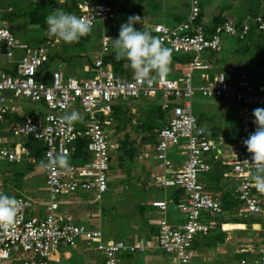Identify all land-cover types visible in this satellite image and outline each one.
Segmentation results:
<instances>
[{"label":"built area","instance_id":"built-area-1","mask_svg":"<svg viewBox=\"0 0 264 264\" xmlns=\"http://www.w3.org/2000/svg\"><path fill=\"white\" fill-rule=\"evenodd\" d=\"M199 3V0H189L185 18L175 25L157 23L152 26V32L172 52L198 54L203 50H217L222 34L245 40L252 28L264 30V16L260 13L241 20L226 15L208 34L198 20ZM78 6L77 15L87 19L92 26L112 17V6L103 0H82ZM4 10L9 11L11 7ZM1 13L0 8V55L7 59L10 70L0 69V161L26 162L32 166L39 162L48 198L9 194L19 201V211L12 225L0 224V264L15 259L19 251H28L34 256L17 258L11 264H49L47 258L62 244L74 246L80 239L90 249L93 247L101 253L102 264H120L123 255L150 250L168 254L175 264H192L197 254L192 247L193 239L212 228L205 215L222 212L219 199L206 189L201 179V175L211 168L210 159L221 160L229 166L230 173L236 175L234 195L241 201V211L259 216L264 222V204L253 192L251 153L242 142L252 132L251 108L262 104L264 95L249 83L245 73H239L232 82L223 73L212 77L202 73L204 82L195 86L193 70L207 68V64L195 57L179 66L181 76L177 79L166 76L137 83L133 76L120 75L111 66L103 68V54L110 46L109 37L103 35L100 50L92 61L94 74L79 78L66 75L62 69H54L49 78L42 80L37 76L50 61L49 40L36 45L20 41L1 19ZM196 92L238 104L239 131L230 144L221 137L208 135L198 125L192 110ZM140 96L161 98V108L169 112L150 148L153 158L163 169L162 173L153 175V181L158 187L183 191L177 202L172 198L157 199L150 205L162 211L172 206L183 214V219L180 223H171L164 216L156 217L149 220L156 227L150 235L130 240H105L100 229L76 222L66 204L72 200V195L81 192H89L92 200L97 201L107 191L113 146L108 130L112 106L118 101ZM17 98H28L43 106L46 112L22 115L21 119H14L3 127L5 115L19 110ZM75 108L83 110V119L68 124L63 116ZM16 135L23 139L16 141ZM181 138L185 139L184 143ZM29 139L41 143V159L32 154L27 144ZM79 140H83L82 147L88 155L86 160L71 162L67 168L46 167L48 159L56 153L66 152L69 158H74ZM173 147L183 150L182 161L175 159L176 150L171 152ZM3 186L0 177V192H3ZM39 207L43 209L38 211ZM242 250L249 251L240 248ZM255 255L253 259L242 257L240 264H248L249 259L252 264H264V237Z\"/></svg>","mask_w":264,"mask_h":264},{"label":"rangeland","instance_id":"rangeland-1","mask_svg":"<svg viewBox=\"0 0 264 264\" xmlns=\"http://www.w3.org/2000/svg\"><path fill=\"white\" fill-rule=\"evenodd\" d=\"M13 2L14 0H7V2ZM22 2H31V0H18ZM70 0H58V2L63 3L66 2V4H69ZM152 0H107L108 3H111L112 5V17L107 22V25L114 26L116 30L119 31L120 24L125 22L130 15H137L140 16L141 11H146L147 7H149V2ZM225 0H201V3L204 5L203 13L204 15H208L209 13L213 14L216 9V4L223 3ZM259 5H256L254 0H250L249 3L252 7L253 12L248 10L247 8H244V2L246 0H242V3L238 2L236 5H234V8H232L229 12L230 15L238 19L239 17V11L240 14L247 12L244 16L250 15L253 16L256 14V12L264 14V0H259ZM47 2H50V0H47ZM168 2V1H167ZM169 3H174L180 10L185 9L188 10L189 4L186 0H169ZM249 5V6H250ZM52 4L47 5V13L51 12L55 8H51ZM55 7L61 9L59 6L54 5ZM230 9V8H229ZM65 10V9H64ZM182 11V10H181ZM233 14V15H232ZM161 21V18H159ZM22 22H25L22 20ZM19 25H22L19 22ZM101 25L97 23L95 27H92V31L88 34L90 36V42L94 41L95 38L98 36L101 37ZM108 27V26H105ZM134 27H136V23L134 24ZM22 32L18 33V38L21 39V41L28 42L29 44L36 45L38 41H33L32 38H35L36 36L39 37L41 35L47 36L50 44L47 45V48L49 51H54L57 49L58 51L62 50V46L68 45L70 43H65L62 40L58 41L57 38L50 36L47 32V25L45 27L40 26H31V24H24L22 28ZM118 31L115 32V34H108L109 36V42L112 49V41L110 38H116L118 36ZM31 33H35V35H30ZM255 31V38L254 40L258 39L259 41L262 40V34L261 32ZM154 35V34H152ZM34 36V37H32ZM98 37V39H99ZM42 43H45L42 41ZM55 44V45H54ZM96 45V44H94ZM53 46H56L57 48H54ZM63 46V47H64ZM221 49L217 51L214 54V57H217V60L213 64V69L215 71H224L227 72L228 69L226 67V64L233 63L237 64L240 67V70H244L248 76L249 81L252 85L255 86L257 91H259L261 94L264 95V48L261 50L254 48V45H249L248 43H245L243 40H238L237 38L230 36V35H222L221 36ZM78 47H70L69 49H66V52H71L73 55L79 51H77ZM171 51L172 55V61L170 64V72L167 74L170 78H179L181 76V70L179 68L180 64L177 61V58L174 57L175 54ZM211 52L203 51L199 54V57L205 61L209 60V56L211 55ZM72 58H68L67 54L64 57V59L59 58H53L49 63H46L43 68L40 70L37 78L46 80L50 77L51 72L54 69H63L68 71L67 69H71L72 71H76V76L79 78H85L89 77L92 74H94V71L89 70L85 71L82 69V64L87 63L90 59L92 60L94 57V52H90L88 55H76ZM9 62L6 58L0 56V68H6L9 66ZM238 67V68H239ZM238 71V70H237ZM193 80L194 82L199 85L203 81H200L199 74L197 75L196 71H194ZM232 79L233 76H230ZM233 80V79H232ZM141 98H131L128 101L125 102L126 104V114L128 116V122L124 126V128L116 130L114 127H109V141L113 144L112 148L110 149L112 159L110 163V182H109V188L107 189V192L103 194L101 199L94 201L92 200L91 203H84L77 202L75 204L76 206V213L77 217L80 220L84 221H90L93 220L95 211L98 210L100 213L98 216H101L104 214L103 220L99 218L100 220V226L102 228V231L109 234V237L113 239L120 238L116 234L118 231H128V228L132 225L134 219L137 220V207L141 206L142 201L145 200H151L153 198H166L169 192V188L163 189L158 188V186L154 183L153 178L148 173H143L144 166L148 164V168L150 169V172L152 174H158L162 173V168H157V165L154 164V162L157 163V160L153 158L151 152L150 155L144 156V153L148 151V147H150L151 143L148 141H144L147 136L150 134L144 133V129L140 127V124L142 123V118L144 114L143 104L140 100ZM161 102V98H158ZM159 102V103H160ZM16 103L22 107V113L17 115L21 117L22 115H29L30 109H37L39 115H43V113L46 112V109L39 105L38 103H33L29 99L26 98H17ZM257 107H264V104L261 105H255L253 108H251V113L253 109ZM192 109L193 114L197 117L200 115L201 112L205 113V115L209 116L208 120H213L215 116L220 115L219 117H216L217 119H221L223 121V124L225 127H228L227 129L229 131H235L237 132V123H236V111H237V103L230 102L223 99H218L215 97L212 98H205L199 95L198 92L193 96L192 98ZM73 110L78 111L81 116L84 114L83 110L81 108H75ZM71 110V111H73ZM13 120L12 116H9V122ZM9 122L5 121V125H9ZM209 122V121H208ZM255 128V125L253 126V129ZM127 136V139L129 142H131V147L133 150H135L134 156L131 158L130 163L127 162L126 158H120L122 154V150L118 149V147L121 144V140ZM16 141H20L23 139V136L16 135L15 137ZM181 143L185 142V139H180ZM148 148V149H147ZM183 152L182 149L177 150L176 156L177 158L181 157V153ZM125 156V155H124ZM75 162L72 160V158H69V163ZM154 164V165H153ZM41 166L39 162L35 164V166H29L28 163H9L6 160L0 161V177L3 178L5 181H7L6 185L2 187V191L6 194H12V195H31V197H38L47 199L48 198V190L47 186L45 185L44 178L42 177L41 172ZM18 172H21L23 175L22 177H18ZM144 175V176H143ZM146 175V180H148L147 187L144 185L142 186L139 183V178L143 181ZM19 180V181H18ZM126 184V185H125ZM10 190V191H9ZM27 193V194H26ZM95 209H94V208ZM43 207H39L38 211H41ZM168 215H171L170 213H167ZM181 214V213H180ZM179 214V215H180ZM182 215V214H181ZM143 220H146V216H143ZM227 228H232L231 224H228ZM115 231V232H114ZM234 230H231V233ZM235 232V231H234ZM249 235H253V230H248ZM233 239L230 238L229 241H232L234 243L235 236ZM201 239V237L199 238ZM225 242V240H224ZM223 242V243H224ZM221 243H218L213 246L214 251H219L218 245ZM82 243H79L75 248H68L70 251V256L67 258L58 256L56 252L52 253L48 258V262L50 264H100V258L101 254L97 251L88 250L82 246ZM207 245V242H206ZM200 247H203V245H200ZM204 248V247H203ZM224 248V247H223ZM225 249V248H224ZM199 254H201V250L198 251ZM148 253H137L134 254L133 258L135 260H139L141 262V259L145 260V256H147ZM34 254L31 252H23L19 251L15 257V259H23L32 257ZM164 261L160 264H174L170 259L169 255L166 253L162 254ZM170 258V259H169ZM15 259H9L5 260L4 264H11L15 262ZM220 259H217L215 264H221V262L218 263ZM194 261V260H193ZM206 260L203 261V264H206ZM150 264H153L152 262ZM158 264V263H155ZM197 264V263H196ZM200 264H202L200 262ZM224 264H239V259L235 258V255L229 256L227 258V261Z\"/></svg>","mask_w":264,"mask_h":264},{"label":"crops","instance_id":"crops-1","mask_svg":"<svg viewBox=\"0 0 264 264\" xmlns=\"http://www.w3.org/2000/svg\"><path fill=\"white\" fill-rule=\"evenodd\" d=\"M238 2L242 3V0H225L223 3H219V4L217 3L215 5L216 9H215L213 14L217 15V14L222 13L223 15H230L231 13L229 11L232 8H234V5H236ZM248 2H249V0H246V2H244V4H243L244 8L243 9L248 7L247 6ZM181 10L174 3H169V0H152V1L149 2V7H147V10L145 12L144 11L140 12V16H139L140 20H139V22L136 23V27L138 28V30L139 29H143V30H148L149 29L150 30V26L154 22H162V23H165V24H168V25H175L178 22H180L182 19L185 18V15H186V13L188 11V10L186 11L185 9H181ZM238 12H239V16H236V17H239L238 19H241V18L244 17V15L248 11L240 14L241 12L238 9ZM213 14L209 13L208 16H202L201 18H202V20L205 23H208L210 25L211 22H212V19H213V16H212ZM159 18H161V21L159 20ZM22 20L26 22V20H25V18L23 16H17L16 20L13 22V24L15 25L14 32L16 33V37L17 38L19 36L18 33H21L23 31L22 28H23V26L25 24V22H22ZM19 22L22 25H19ZM107 22H104V23L97 22V23H99L101 25V27H100L101 28V30H100L101 37L98 36L99 39L97 37V38H95L94 41L90 42V40H89L90 36H89V38H87L86 40H81V43L80 42H78V43L77 42H73V43L68 44L67 46L63 45L64 47L62 46V50L61 51H58L57 49H55L54 51L51 52V51L48 50V52L50 53V59L51 60L53 58L64 59L63 56H65L66 54H67L66 59L72 58L73 54L71 52H69V53L66 52V49H69L70 47H72V48L73 47H78L79 48L77 50L79 52L78 53L76 52L73 56H76V55L80 54V55H85V57H86V54L88 55L90 52H94V54H95L99 50V43H101L102 36L103 35H107L108 36L109 33L110 34H115V32L118 31V30H116V28L114 26H110L109 27V25H108V27H105ZM5 23L10 26V23H8L7 21ZM257 34H258V31H257ZM30 35H35V33H31ZM224 35H226V34H224ZM154 36H155V34H154ZM32 37H34V36H32ZM254 38H255V31H251L249 36H248V38H247V40H245L244 42L248 43L249 45H254L255 46L258 43H255V40H253ZM18 39L21 41L20 38H18ZM32 39H33V41H38L39 43H37V44H43L42 41H44V42L47 41L48 37L44 36V35H41L39 37L36 36L35 38H32ZM22 42H25V41H22ZM252 43H254V44H252ZM94 44H96V45H94ZM50 45H52V44H50ZM53 47L57 48L56 46H53ZM110 47H111V45H110ZM214 54L212 53L209 56V60L212 61L213 64L217 60V57H214ZM90 61H91V63L88 61L87 63L82 64V66H83L82 69L84 68L83 70H85V71L86 70L87 71L92 70L91 68L93 66L92 65L93 59L90 60ZM126 64H128V63H126ZM7 67L10 68V65L7 66ZM108 67H110V66H108ZM226 67L228 69L227 72H228L229 75L232 74V73L235 74L238 69L240 70V67L237 64L235 65L233 63L226 64ZM103 68H105V67H103ZM67 70L68 71L65 70V72H64L66 75H71V76L77 77L76 76V74H77L76 71H72L71 69H67ZM212 70H214V69L212 68ZM92 71L95 72V70H92ZM208 98H212V97H208ZM17 112L19 114L22 113V107L20 105H19V110ZM33 112L38 114V110L37 109H30L29 113L31 115L33 114ZM9 116H12L13 120H14V113H9L5 120H9ZM219 116L220 115L218 114V116H215V118L213 120H208L209 116L205 115V113L201 112L200 113L201 120L199 121V124H200V126L204 129V131L208 135H210L212 137H221V138H223L226 141V143L230 144V142L234 140V136L233 135L237 134V132L229 131L227 129L228 127L224 126L223 121L221 119H217L216 118V117H219ZM236 123H237V129H238V115H237V112H236ZM112 126L114 127V124H112V122H111V125L109 127H112ZM151 145H153V143H151ZM151 145H150V147L147 146L149 149L147 148L148 151H146L144 153V156L151 154V150H150ZM176 153H177V151L174 152L175 159L176 160L180 159V161H182L183 158H184V155L181 154V157L177 158ZM72 160L75 161L73 163L77 162V160L74 159V158H72ZM220 162H221V160H220ZM128 163H130V161ZM154 164H156L157 168H159L158 167V162L157 163L154 162ZM148 166H149L148 164H146L144 166L145 168L143 170V173H145V174L148 173L153 178L154 174H152L150 172V169L148 168ZM211 168H212V166H211ZM41 172H42V170H41ZM162 172H163V169H162ZM208 172L209 171H207L206 173H208ZM206 173L201 175V179H204V181L207 178V176L206 177L204 176ZM42 175H43V172H42ZM110 177H111V174L109 173V182L111 181ZM147 182H148V180H146V175H145V178H144L143 181L141 180V178H139V183L138 184H141L142 186L145 185L147 187V184H148ZM203 183H204V186L206 187V182H203ZM236 183H237L236 175L234 173L233 174L230 173L229 166L224 164L223 176H222V178H221V180L219 182V185L217 186V189L216 190H211V189L206 187V189L208 191H210L214 196H216L219 199L220 204L222 203L221 202V197H220L222 192H228L230 195H232L231 199H236L237 200L238 204L235 206V209L225 210L224 208H222V212L220 214H222V215H224V216H226L228 218H232V217H234V215H239V214L240 215L241 214L244 215L245 214V213H243L241 211V201L238 200L236 198V196L234 195V192H235L234 190H235V184ZM108 188H109V183H108ZM158 188H163V189L169 188V192H168L167 197L166 198H153L151 200L142 201L141 206L139 207V209H138V207L136 208L137 209V217H136L137 220L134 219L132 225L128 228V231H120V232L118 231L117 233L114 231L115 232L114 234H116L118 237H120V238H117V239L130 240V239H133V238L138 237L140 235H143V236L150 235L151 233L155 232L156 227H155V225L150 223L149 220L150 219H154L156 217L164 216L171 223H176V222L180 223L182 221L183 214L181 215L180 212L176 211L174 208H171V206H169L167 208V210H164V211L159 210L157 208L151 207L150 202L152 200H157V199L169 200V199L172 198V195H171L172 194V189H171V187H158ZM253 192H254L255 195H257L262 200V202L264 204V194L259 193L256 190L255 187L253 188ZM27 195L31 196L29 194H27ZM86 197L88 199H84ZM80 199H83L82 201L84 203H91L93 197H92V195L89 192H81L79 194L72 195V200L68 204H66V207H67L66 209L72 213L75 221L80 223V224H83L86 227L100 229V231H101V233L103 235V238L105 240H116V239H113V238L109 237V234H107L104 231H102V228L100 226L99 218H101L103 220L104 214H102L101 216H98L102 212H98V210H96L94 212L95 215H94L93 220H90V221H87V222L84 221V220H80L77 217V214H75L76 213L75 204L77 202L78 203L82 202V201H80ZM167 213H170L171 215H168ZM246 215H250V214H246ZM143 216H146V220H143ZM213 216H215V214H213ZM251 216H253V217L257 218V219H256V222H251L250 225H247V224H244V223H239V225L237 224L238 225L237 227H232V228H227V229L224 228L226 230V232H227V234H226L227 236H226L225 242L221 243L220 245H218V246H220L219 247L220 248L219 251L218 250L214 251L213 247L210 248V249L202 248L201 249L202 253L199 254L198 251H200V249H196L197 250V254L194 257V263L195 264L196 263L200 264V262H201L203 264V261L206 260V262H207L206 264H215L216 263L215 261L217 259H220L218 261V263L221 262V264H224L227 261V258L229 256L233 255V253L235 255V253H237V252L238 253H243V255L240 254L241 256H239V260L242 257H245V256L247 258H250V259L255 258V256H256L255 255L256 248H257L258 245L261 244V240L264 237V222H263L262 218L259 217V216H256V215H251ZM230 224H232V223H230ZM226 226L228 227V224H226ZM232 229L235 232L233 231L231 233ZM248 230H253L254 234L253 235H249ZM232 236L233 237L235 236L234 243L232 241H229L230 238L233 239ZM79 243H82L83 244L82 246L84 248L88 249V250L96 251V250H94L93 247L91 249L89 247H87L86 243L83 240L80 239V240L77 241V243L74 246H67L65 244H62L58 248V250L56 251V254H58V256L67 258V257L70 256V251L68 250V248L69 247L70 248L71 247L75 248ZM240 248L249 249V251L243 252V250L240 251ZM141 253H145V252H141ZM146 253H148V254H147V256H145V258H144L145 260L141 259V262L139 260H135L133 258L134 257L133 255L132 256L123 255V256H121L120 264H150L151 262L153 264H155V263L160 264V262L162 263V261H164V259H165L162 256L163 252H161L160 250H150V251H146ZM135 254H137V253H135ZM235 256H237V255H235ZM102 260H103V256L101 255L100 264H102Z\"/></svg>","mask_w":264,"mask_h":264},{"label":"clouds","instance_id":"clouds-1","mask_svg":"<svg viewBox=\"0 0 264 264\" xmlns=\"http://www.w3.org/2000/svg\"><path fill=\"white\" fill-rule=\"evenodd\" d=\"M81 1L82 0H79L77 4L78 12H79L78 5L80 4ZM103 1L107 2V0H103ZM139 20L140 17L137 15L128 16L127 20L120 24L118 36L116 38H110V39L112 41V52L114 54V58L117 61H120L121 59L126 60L129 67L132 69L133 77L136 80V82L145 83V82H151L152 80L157 79L159 77L167 76V74L170 72L172 55H171V49L164 46L163 41L159 37L152 35L147 30H143V29L138 30L134 27V24L139 22ZM200 22L205 27V22L202 19ZM45 24L47 25V32L50 36L57 38L58 41L62 40L65 43H73V42H78L81 37L88 35L92 31V27H94L97 23L94 26H92V24L87 19L78 16L73 12H68L57 8V9H53L51 12L48 13V15L45 18ZM251 31L264 32V30H257L255 28H252ZM221 36H220V44H221ZM247 38L245 40H247ZM220 49L221 47H219V49L217 50H203V51L216 53ZM201 52H199L198 54L185 53V54H189L190 58L185 62H179V64L182 65L184 63L189 62L193 58L197 57V59L207 64L206 69L195 68L193 70L192 80H193V75L195 74L194 71H196L197 75L199 74V77L197 78H199V80L203 82H204V78L201 77L202 73L204 74L207 73L211 77L214 74L223 73L226 76V78L231 82L234 81L237 75L241 72L245 73V75L247 76L246 72L242 69L241 70L238 69V71L235 74L232 73L230 75L228 74V72H224L221 70L219 71L212 70L213 68L212 61L210 60L205 61L201 59L199 57V54ZM0 69H4L7 71L10 70L9 67L0 68ZM230 76H233L232 78L233 80L230 78ZM193 83L195 84V86L200 85V84L197 85L194 82V80ZM249 83L251 84L250 81ZM252 86L255 88L254 85ZM257 92L260 93L259 91ZM199 95L202 96L200 93ZM215 98H219V97H215ZM219 99L226 100L224 98H219ZM230 102H235V101H230ZM262 104H264V102ZM16 105L18 104L16 103ZM256 105H261V104H256ZM237 108H238V104H237ZM8 114L5 115V119ZM14 114H19V113L14 112ZM252 117H253L252 132H250L247 138L244 139L242 142L246 146V151L251 153V161L253 162L254 170L250 173V175L252 180L254 181V187L259 193L264 194V107H257L253 109ZM5 119L2 122L3 127L6 126L4 123L5 121L9 122V120H5ZM14 119L16 118L14 117ZM82 119L83 117L76 110H73L70 113H66L63 116V120L68 124H73L74 122H78ZM254 124H255V128L253 129ZM238 131H239V117H238ZM238 131H237V135H238ZM30 165L32 166V164ZM53 166L59 168H67L69 166L68 154L66 152H60L50 157L48 159L46 167L51 168ZM2 181L4 182L3 178ZM18 211H19V201L13 196H10L4 192H0V224L12 225L15 221Z\"/></svg>","mask_w":264,"mask_h":264},{"label":"trees","instance_id":"trees-1","mask_svg":"<svg viewBox=\"0 0 264 264\" xmlns=\"http://www.w3.org/2000/svg\"><path fill=\"white\" fill-rule=\"evenodd\" d=\"M78 1L79 0H70L69 1L70 5H69V4H66V2L60 3V2H58V0H50V2H47V0H31V2H29V1L28 2H22V1L20 2L18 0H14L13 2H11V1L7 2V0H3L0 3V8L2 9L1 19L4 20L5 22L7 21L8 23H10V26L8 24L7 25L9 26L10 30L16 35V33L14 32L15 25L13 24V22L16 20L17 16H23L26 20V22H25L26 24H31L32 26L45 27L46 26L45 18L48 15L46 8H47L48 4H52L51 8L57 9V7L54 6V5H56V6H59L62 10L65 9V11L73 12L77 15ZM187 1L189 4V0H187ZM199 1H200L199 6L201 9H200L198 20L201 21L202 16H208V15H204V13L202 12L203 11L202 7L204 5L201 3V0H199ZM254 2H256L255 3L256 5H259L258 0H254ZM249 5H250V3L248 2L247 9L252 10L251 5L250 6ZM7 6H10L11 10H9V11L4 10V8H6ZM253 10L251 12H253ZM253 13H255V12H253ZM256 13H258V12H256ZM262 15L264 16V14H262ZM212 16H213V19H212L211 24L209 25L208 23H205V29H206L207 33H210L215 25L221 23L225 19V15H223L222 13L217 14V15L213 14ZM157 23H162V22H154L150 26V30L148 29L147 31H149L151 34H155L152 32L151 28L153 25H155ZM163 24H165V23H163ZM106 26H108L107 23H106ZM261 33H263L262 34V36H263L262 40L259 41L258 39H256L255 43H258V44H256L254 46L255 48H257L259 50L264 48V32H261ZM87 38H89V35L81 37L78 42L81 43V40H86ZM252 44H254V43H252ZM100 46L101 45L99 43V50H100ZM173 54H175L174 57L177 58L178 62H185L190 58L189 54H185V53H181V52H174ZM49 60L51 61V59H49ZM88 60L91 63L90 59H88ZM126 63H127V61L124 59L117 61L114 58V54H113L110 46H109L108 51L103 54V66L105 68H107L108 66H111L113 71L120 74V75H125L127 77L133 76L132 69ZM138 98L142 99V100H140V99L139 100L142 102L140 104H143V109H144V114H143L142 123L140 124V127H142V129L145 130L144 133L146 132L147 134H150L149 136L144 138L145 139L144 141L149 140L150 143L154 144V142L156 140V131L158 129H160L161 127H163V125H165L166 117L169 116V112L166 111L165 109L161 108V102L158 99L159 97L146 98V97L140 96ZM170 99L172 101L171 97H170ZM161 101H162V99H161ZM125 102L126 101H118L115 104H113V106H112V112H111L109 117L112 121V124H114L115 131L124 128V126L128 122V116L126 114L127 112H126ZM17 115H19V114H14V117L16 119H21L22 116L19 117ZM200 120H201V117H200V115H198L197 116L198 125H200L199 124ZM237 131H238V129H237ZM233 136L235 138L237 136V134H234ZM27 144H28L29 149L31 150L32 154H35L36 157H39V159H41L42 158L41 143L40 142L35 143L34 141L29 139ZM76 146L77 147H76L75 153L73 154L74 159H76L77 162L86 160L88 158V155L83 150V147H82L83 146V140H79V142L77 143ZM118 149L122 150V154H121L120 158L124 159L127 157V159H126L127 162H129L130 159L136 153L135 150L132 149L131 142L128 141L127 136L125 137V139L123 138L121 140V144L118 147ZM175 150L177 151V150H179V148L173 147L171 152H173ZM210 163H211L212 168L209 170L208 173H206L204 175L205 177L207 176L205 181H204V179H202V181L206 182L207 188H209L211 190H216L217 186L219 185V182L223 176L224 164H222L220 162V160H218V159H210ZM29 166L31 167L30 164H29ZM17 174H19L18 177L23 176L21 174V172L17 171ZM3 183L5 186L7 181L4 180ZM171 189H172V194H171L172 199L174 202H177L178 197L183 193V191L181 189L173 188V187H171ZM220 197H221V202H222L220 205L225 210L235 209V206L238 204L236 199H231L232 195H230L228 192H222ZM171 208H173V207L171 206ZM256 219L257 218H255L251 215H246V214L234 215V217H232V218H228V217H226L220 213L215 214V216H213V214H206L205 220L212 224V228L209 229V231L205 234L197 235L193 239L192 247L194 249H200V250L203 247L205 249L206 248L210 249L218 243H223L224 240L226 239L227 232L224 229V228L227 229L226 224L232 223L231 224L232 227H237L239 225V223H244V224L250 225L251 222H256ZM200 237H201V239H199ZM206 242H207V245H206ZM200 245H203V247H200ZM240 254L243 255V253H238V252L235 253V255H237V256H235V258L239 259V256H241ZM132 255H134V254H127V256H132ZM250 263L252 264L251 260L249 259L248 264H250ZM192 264H195L194 261H192ZM239 264H240V261H239Z\"/></svg>","mask_w":264,"mask_h":264}]
</instances>
